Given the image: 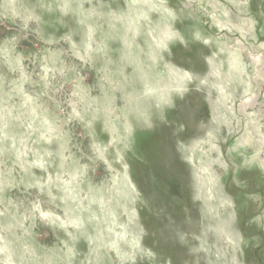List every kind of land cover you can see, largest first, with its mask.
<instances>
[{
    "label": "rangeland",
    "instance_id": "obj_1",
    "mask_svg": "<svg viewBox=\"0 0 264 264\" xmlns=\"http://www.w3.org/2000/svg\"><path fill=\"white\" fill-rule=\"evenodd\" d=\"M0 264H264V0H0Z\"/></svg>",
    "mask_w": 264,
    "mask_h": 264
}]
</instances>
